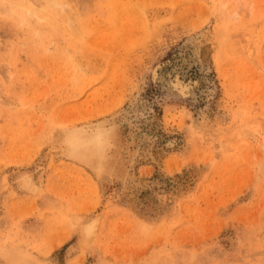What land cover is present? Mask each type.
<instances>
[{
	"label": "rangeland",
	"instance_id": "1",
	"mask_svg": "<svg viewBox=\"0 0 264 264\" xmlns=\"http://www.w3.org/2000/svg\"><path fill=\"white\" fill-rule=\"evenodd\" d=\"M103 122L115 157L71 158L60 131ZM14 247L264 264V0H0V264Z\"/></svg>",
	"mask_w": 264,
	"mask_h": 264
},
{
	"label": "bare ground",
	"instance_id": "2",
	"mask_svg": "<svg viewBox=\"0 0 264 264\" xmlns=\"http://www.w3.org/2000/svg\"><path fill=\"white\" fill-rule=\"evenodd\" d=\"M5 2H7V1H5ZM5 5H7V3H3V6H5ZM33 7H35V6H33ZM4 8H6V7H4ZM37 10H38V8H37ZM30 12H32V11H30ZM34 16H35V14H34ZM181 56H183V55H181ZM173 61H175V60H173ZM153 70H152V72H153L152 75L154 78L153 77L152 78L155 79L156 82L160 83L159 81L163 80V75L161 73L159 75H157L156 71L155 70L153 71ZM208 82L209 81H207V79H202L199 81L200 85L203 87L207 86ZM178 84H179V82H178ZM181 86H182V84H181ZM163 87H165V86H163ZM173 87H175V86H173ZM177 91L179 92V90H177ZM188 91L186 90V92H188ZM110 125H111L110 123L108 125V122L107 123L103 122V123H100L96 127L94 126L93 128H91V127L87 128L86 125H85L86 127L82 126V128H79V127L78 128H75V127L72 128L71 127L70 129L69 128L68 129L63 128L62 129L63 132L60 131V134L63 133L62 136H64V138L61 135L60 136H61V138L65 139L64 141L66 142V145L68 147L67 153L71 156V158L73 157V158H75V159L95 168V169H98V168L102 169L105 166L106 160L108 158L115 157V154H111V151L118 144V140H119V132H118L119 128H117L116 125H111V126ZM60 136L58 135V139L60 138ZM56 137L57 136H55V133H54V136L53 135L50 136V139L56 138ZM57 141H59V140H57ZM112 153H114V152H112ZM31 182L32 181L27 180V181H25V184L28 187H32L33 182L32 183ZM79 220H80V218L76 219L75 222L79 223ZM96 225L97 224H95L93 222V223L87 224V226L84 228V233H85V236L87 238V241H88V239L90 241L91 239L94 238L95 231L97 228ZM20 249L14 247V248H8L2 252L3 257H4L7 264H45L42 261H40L39 259L32 257L29 253L21 251Z\"/></svg>",
	"mask_w": 264,
	"mask_h": 264
}]
</instances>
